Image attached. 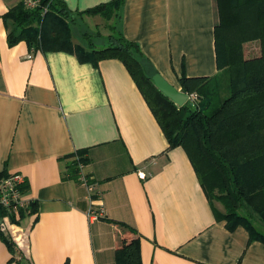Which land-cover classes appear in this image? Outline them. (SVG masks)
Listing matches in <instances>:
<instances>
[{
  "label": "crops",
  "instance_id": "1",
  "mask_svg": "<svg viewBox=\"0 0 264 264\" xmlns=\"http://www.w3.org/2000/svg\"><path fill=\"white\" fill-rule=\"evenodd\" d=\"M62 1L76 13L111 0ZM19 2L0 0V172L24 176L36 211L6 223L17 254L10 261L0 235V264H264V241L220 218L121 60L94 65L66 49L9 43L8 11ZM217 19L215 0H123L118 21L149 69L181 90L182 75L222 72ZM78 150L91 200L68 171ZM90 205L104 217L88 218Z\"/></svg>",
  "mask_w": 264,
  "mask_h": 264
},
{
  "label": "trees",
  "instance_id": "2",
  "mask_svg": "<svg viewBox=\"0 0 264 264\" xmlns=\"http://www.w3.org/2000/svg\"><path fill=\"white\" fill-rule=\"evenodd\" d=\"M122 1L111 0L76 12L114 20L104 37L98 34L103 41L94 42L90 35H83L74 42L75 13L62 0H41V5L48 7L43 14L41 6L27 9L20 0L8 11L16 24L8 41L13 44L24 39L42 49H66L94 65L107 58L121 60L152 106L168 146L185 150L206 196L223 205L224 211L217 213L220 218L229 228L243 226L250 240L264 241V231L258 227L264 226V0H215L216 62L227 91L213 99L220 75L214 81L182 75L181 90L197 95L194 107L190 101L177 106L154 85L156 71L149 69L138 45L120 29ZM255 41L258 51L247 54L246 45ZM76 156L81 162L87 160L85 150L72 155L67 166L71 176L77 175ZM8 174L1 171L0 179ZM29 207L28 212L20 210L19 217L36 211L35 203ZM5 214L0 205V217ZM11 220L16 223V215ZM0 235L12 250L10 261L15 260L14 245L1 231Z\"/></svg>",
  "mask_w": 264,
  "mask_h": 264
},
{
  "label": "built area",
  "instance_id": "3",
  "mask_svg": "<svg viewBox=\"0 0 264 264\" xmlns=\"http://www.w3.org/2000/svg\"><path fill=\"white\" fill-rule=\"evenodd\" d=\"M25 8L35 9L41 6V13L43 14L48 9L47 5H41V0H21ZM197 95L195 93H188V101L194 102ZM78 162V179L80 184H82L88 194V199H92V194L97 193L94 182L91 178L84 173L82 170L83 162L79 160V157H75ZM144 175V173H141ZM25 178L21 173L14 172L9 173L0 179V205L5 208L6 214L0 217V231H6L5 225L11 220L13 215H17L20 210L26 211L29 208L31 200L26 197L25 190L23 189V184ZM88 218L99 219L104 217V210L102 207L95 209L93 206H89L87 210Z\"/></svg>",
  "mask_w": 264,
  "mask_h": 264
},
{
  "label": "rangeland",
  "instance_id": "4",
  "mask_svg": "<svg viewBox=\"0 0 264 264\" xmlns=\"http://www.w3.org/2000/svg\"><path fill=\"white\" fill-rule=\"evenodd\" d=\"M72 18L74 20L72 24L73 26L72 31L73 30L75 31L76 35L78 36V39L81 40L83 38L82 37L83 35H90L91 39L94 42L103 41V38L101 37H104L108 33L109 31L108 24L113 22L114 20L112 19L111 21H106V19L102 18V16L100 15H87L84 13L83 14L75 13L74 15H72ZM98 34H100L101 37H99ZM258 47L259 46L256 41L252 42L251 44L249 43L248 45H246V50L248 49L247 54L249 55L255 54L258 51ZM222 74L223 73L218 74L220 75V79L217 80L219 84H218L217 89L214 90L215 94L213 95V99L218 98L220 95L224 93L226 94L227 87L225 84V79L222 76ZM214 80H215V77L213 78L212 81ZM190 103L192 107L195 106L193 102L190 101ZM212 202H214V204L216 205V208L220 210V212L224 211V207L220 202L216 201L215 199ZM258 227L262 231H264L263 225L258 224Z\"/></svg>",
  "mask_w": 264,
  "mask_h": 264
},
{
  "label": "water",
  "instance_id": "5",
  "mask_svg": "<svg viewBox=\"0 0 264 264\" xmlns=\"http://www.w3.org/2000/svg\"><path fill=\"white\" fill-rule=\"evenodd\" d=\"M152 80L154 85L167 97H169L177 106H182L188 101V93L184 92L173 84L169 83L158 72L153 74Z\"/></svg>",
  "mask_w": 264,
  "mask_h": 264
}]
</instances>
